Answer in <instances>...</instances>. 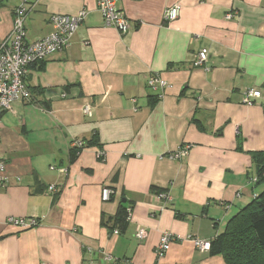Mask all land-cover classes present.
<instances>
[{
	"label": "crops",
	"instance_id": "crops-1",
	"mask_svg": "<svg viewBox=\"0 0 264 264\" xmlns=\"http://www.w3.org/2000/svg\"><path fill=\"white\" fill-rule=\"evenodd\" d=\"M25 1L0 0V44ZM28 3V43L52 32V15H87L67 49L27 68L30 99L0 115V264H225L189 237L213 241L264 188L250 184L252 157L264 153V0H116L133 24L124 37L104 25L96 0ZM173 6L178 18L167 23ZM202 49L208 62L194 68ZM153 75L166 86L149 88ZM249 90L261 94L251 105ZM74 140L84 147L71 162ZM103 188L114 192L107 202ZM119 204L130 218L114 236L101 217ZM9 218L38 225L19 231ZM165 233L180 241L157 260Z\"/></svg>",
	"mask_w": 264,
	"mask_h": 264
},
{
	"label": "built area",
	"instance_id": "built-area-1",
	"mask_svg": "<svg viewBox=\"0 0 264 264\" xmlns=\"http://www.w3.org/2000/svg\"><path fill=\"white\" fill-rule=\"evenodd\" d=\"M36 2V0H35ZM31 6L26 0L20 7L14 11L13 27L10 35L0 44V115L3 112L11 110L12 104L17 101H27L31 95L25 82L27 68L29 66L45 61L49 56L59 53L69 47L72 36L77 31L78 27L85 19L87 12L81 10L75 16L55 14L50 17L49 23L52 32L34 42H26L24 22L30 13ZM96 10L101 15L103 23L106 27L115 29L121 37L129 34L133 24L127 19L125 14L117 8L116 0H96ZM179 9L177 6L168 8L163 15L165 22L170 23L178 18ZM233 14L226 15V20H231ZM209 53L207 50H200L193 62L194 68L204 67L208 62ZM147 86L151 89L164 88L166 83L157 75L149 77ZM260 92L249 90L243 95V103L252 104V100L260 97ZM90 107L86 106L83 109V114L90 116ZM83 142L74 140L71 144V149L82 150ZM189 151L188 147H182L176 153L175 158L185 157ZM98 155V154H97ZM103 153L98 155L101 158ZM7 164L0 158V188L6 187L8 177L6 175ZM62 172V171H61ZM255 182L254 179L250 183ZM48 192H55V188L50 186ZM114 194L113 190L103 188L101 191V200L107 202ZM157 199L169 201L167 194L160 193L156 195ZM130 218V211H129ZM8 226H11L19 231H25L34 228L38 225L36 219H13L9 218L6 221ZM114 236L118 235V231L114 230ZM147 233L141 227H136L135 238L142 241L146 238ZM195 248L201 252H208L210 243L201 240L197 237H189ZM180 241V238L171 234H162L157 247L155 248V257L157 260L162 259L174 242Z\"/></svg>",
	"mask_w": 264,
	"mask_h": 264
},
{
	"label": "trees",
	"instance_id": "trees-1",
	"mask_svg": "<svg viewBox=\"0 0 264 264\" xmlns=\"http://www.w3.org/2000/svg\"><path fill=\"white\" fill-rule=\"evenodd\" d=\"M80 153L81 150L71 149V162ZM252 160L255 163L256 177L252 178L255 182L250 184L256 188L264 187V153H256ZM153 190L156 195L164 193L163 190ZM129 211L125 205L119 204L113 217H101V225L111 234L117 230L118 235L123 236L128 228ZM209 243V255L222 257L225 264H264V188Z\"/></svg>",
	"mask_w": 264,
	"mask_h": 264
},
{
	"label": "water",
	"instance_id": "water-1",
	"mask_svg": "<svg viewBox=\"0 0 264 264\" xmlns=\"http://www.w3.org/2000/svg\"><path fill=\"white\" fill-rule=\"evenodd\" d=\"M122 203H125V201H122Z\"/></svg>",
	"mask_w": 264,
	"mask_h": 264
},
{
	"label": "rangeland",
	"instance_id": "rangeland-1",
	"mask_svg": "<svg viewBox=\"0 0 264 264\" xmlns=\"http://www.w3.org/2000/svg\"><path fill=\"white\" fill-rule=\"evenodd\" d=\"M261 191L259 190V193H260Z\"/></svg>",
	"mask_w": 264,
	"mask_h": 264
}]
</instances>
